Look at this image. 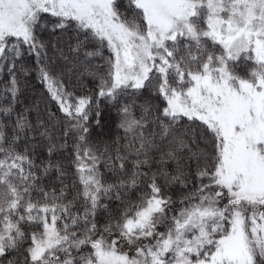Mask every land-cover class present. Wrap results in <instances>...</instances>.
<instances>
[{"label": "snow or ice", "instance_id": "6c2138e0", "mask_svg": "<svg viewBox=\"0 0 264 264\" xmlns=\"http://www.w3.org/2000/svg\"><path fill=\"white\" fill-rule=\"evenodd\" d=\"M0 264H264V0H0Z\"/></svg>", "mask_w": 264, "mask_h": 264}, {"label": "trees", "instance_id": "16d2710c", "mask_svg": "<svg viewBox=\"0 0 264 264\" xmlns=\"http://www.w3.org/2000/svg\"><path fill=\"white\" fill-rule=\"evenodd\" d=\"M39 91V89H37V92ZM29 95L31 96L32 95V93L31 92H29Z\"/></svg>", "mask_w": 264, "mask_h": 264}]
</instances>
